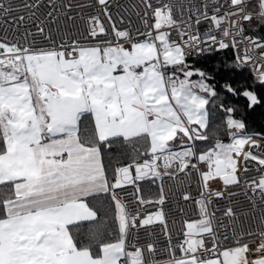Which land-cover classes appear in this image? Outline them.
<instances>
[{
    "label": "snow or ice",
    "instance_id": "obj_1",
    "mask_svg": "<svg viewBox=\"0 0 264 264\" xmlns=\"http://www.w3.org/2000/svg\"><path fill=\"white\" fill-rule=\"evenodd\" d=\"M257 108L264 0H0V264H264Z\"/></svg>",
    "mask_w": 264,
    "mask_h": 264
},
{
    "label": "trees",
    "instance_id": "obj_2",
    "mask_svg": "<svg viewBox=\"0 0 264 264\" xmlns=\"http://www.w3.org/2000/svg\"><path fill=\"white\" fill-rule=\"evenodd\" d=\"M209 59L206 61H201L202 65H207L208 69L211 70L217 64V62H221L225 59H230V54L225 53H211L209 54ZM192 59V58H191ZM199 66V65H198ZM234 104L244 105V98H236L233 100ZM248 119L251 124L254 126H260L264 124V109L257 108L255 111H250L248 114Z\"/></svg>",
    "mask_w": 264,
    "mask_h": 264
},
{
    "label": "built area",
    "instance_id": "obj_3",
    "mask_svg": "<svg viewBox=\"0 0 264 264\" xmlns=\"http://www.w3.org/2000/svg\"><path fill=\"white\" fill-rule=\"evenodd\" d=\"M214 53V52H213ZM191 59V58H190Z\"/></svg>",
    "mask_w": 264,
    "mask_h": 264
}]
</instances>
